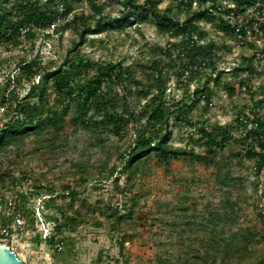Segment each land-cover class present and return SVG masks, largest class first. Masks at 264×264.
Segmentation results:
<instances>
[{
  "label": "rangeland",
  "instance_id": "374dc122",
  "mask_svg": "<svg viewBox=\"0 0 264 264\" xmlns=\"http://www.w3.org/2000/svg\"><path fill=\"white\" fill-rule=\"evenodd\" d=\"M104 1L107 0H97L98 3ZM136 1L140 3L143 0ZM170 1L160 0L159 8L164 9ZM119 2L111 0L104 14L111 18L119 17L123 13ZM73 6L76 8L68 20L72 15L91 13L86 1ZM262 6L264 13V3ZM183 17V12L177 13L178 19ZM223 18L226 19L225 16ZM259 19L264 24V14ZM230 21L233 24L241 22L240 19ZM215 23H218L217 18ZM61 24L59 20L55 26L57 31L36 32L34 39L0 45V103L2 97L10 92L24 94L27 90L25 75L18 70L23 62L34 61L41 63V67L56 69L66 56L74 55L75 52L69 54L67 51L72 41L77 39V30L72 27L63 31ZM198 25L204 31V41L211 39L217 46L214 70L202 67L200 77L180 78L174 69H167L161 89H164L168 103L182 102L188 106L187 98L194 89L201 86L206 77L219 74L218 84L212 81L208 85L213 93L212 105L207 107L204 101H199L188 111V122L196 126L188 123L172 126V144L175 147L202 154L206 144L198 134L201 123L216 130L234 123L237 116L249 113L250 118L255 117L258 109L264 115V37L253 35L241 44L238 38L220 33L210 23L201 20ZM177 41L179 38L160 34L153 21L138 19L124 29L86 35L85 43L76 52L84 60L116 62L128 67L132 80L140 82V88L126 81L121 86L106 85L105 91L113 96L114 111H120L124 101L131 112H136L145 103L139 91H155L151 83L154 74L150 68L152 61L161 58L160 50ZM246 60L253 73L233 75L232 69ZM242 80H246L248 88L240 86ZM229 89H233V93ZM10 115V104L1 106L0 125ZM59 136L56 153L41 150L35 140H31L20 153L15 150L0 157L1 171L13 169L15 175L18 171L25 172L33 182L54 186L59 192L64 191L65 185H70L78 189V197L86 198L89 205L96 200H110L112 207L126 216L114 229L101 216L100 226L90 220L75 230L68 227L69 222L61 220L62 230L56 234L55 244L49 247L47 240L54 235L53 225L46 222L41 213V202L47 197L31 198L28 216L20 218L14 204L9 205V193L1 191L0 228L6 230L10 244L5 240L0 244L8 245L23 264H92L98 257L111 263L153 264L161 248L172 254L181 251L176 239L178 227L185 229V235L200 239L199 233L202 232L199 230L210 214L225 210L229 200L235 207L234 213L229 215L234 228H260L256 209L264 204V170L256 174L253 163L245 158L243 133L240 131L234 132V140L223 152L209 158L210 163L182 158L165 165L152 158L133 179L121 172L123 164L116 155V148L124 150L134 138L133 134L124 139L112 135L94 136L68 124ZM98 139L103 140L102 145ZM77 164L83 166L81 172L72 166ZM226 175L230 178L226 179L227 185H222ZM14 176L7 182L10 187ZM19 179L24 183L21 177ZM115 184L123 190L122 194L115 190ZM131 210H140L141 217L144 216L142 220L129 217ZM17 216L21 224L16 222ZM37 234L40 235L38 242L35 239ZM123 242L124 250L121 251L119 244ZM263 248L264 245L261 246Z\"/></svg>",
  "mask_w": 264,
  "mask_h": 264
},
{
  "label": "trees",
  "instance_id": "16d2710c",
  "mask_svg": "<svg viewBox=\"0 0 264 264\" xmlns=\"http://www.w3.org/2000/svg\"><path fill=\"white\" fill-rule=\"evenodd\" d=\"M83 1L88 3L91 13L72 15L68 20L76 8L73 4ZM110 1L0 0L1 46L14 45L21 39H34L38 31H57L55 26L59 20L62 21L61 30L72 27L77 30V39L72 41L67 51L69 54L75 53L72 57L66 56L58 68L47 69L34 61H25L19 67V72L25 75L27 90L24 94L10 92L1 99L0 107L10 104L11 115L0 125V157L15 150L20 153L31 140H35L41 150L56 153V142L68 124L94 136L112 135L124 139L131 133L134 138L124 150L116 148V155L123 164L121 172L133 179L152 158L158 164L165 165L182 158L191 162L210 163L209 158L223 152L234 140V132L240 131L243 133L245 158L253 163L256 174H260L264 170V115L259 109L255 117L250 118L249 113L237 116L234 123L216 130L201 123L198 134L205 142L206 149L204 153L196 154L172 144V126L183 123L196 126L188 122V111L199 101H204L207 107L212 105L213 93L208 85L212 81L218 84L219 74L206 77L201 86L194 89L187 98L188 106L182 102L168 103L161 84L167 69H174L180 78L200 77L202 67L214 70L217 46L211 39L204 41L205 34L198 22L203 20L210 23L220 33L238 38L244 44V33L241 31L240 37H237L235 28L238 25L251 26L255 10L259 14L263 12V0H171L164 9L159 8L160 0H143L140 3L136 0H120L123 13L117 18L104 14ZM176 11L184 13L183 19L177 18ZM216 18L218 23H215ZM138 19L153 21L160 34L179 38V41L169 43L159 51L161 58L152 61L150 68L154 74L151 83L155 91H139L145 99L144 105L138 111L131 112L123 101V108L114 111V99L105 91L106 85L121 86L128 81L140 88V82L132 80L128 67L116 62L84 60L76 50L85 43L86 35L115 28L124 29ZM231 19H240L241 22L233 24ZM258 24L259 29L264 30L260 19ZM262 53L264 55V48ZM244 62L232 69L233 75L253 73L249 61ZM240 86L249 87L246 80H242ZM229 92L233 93V89H229ZM98 143L102 145L103 140L98 139ZM72 166L82 171L81 164ZM12 170L1 171L0 168V192L9 193L8 202L14 204L20 218L28 216L31 198L47 197L41 202V213L44 220L53 225L54 235L47 240L49 247L55 244L56 234L62 230L61 220L69 222L68 227L75 230L90 220L100 226V216L109 221L113 229L125 219L126 215L114 209L110 200H96L89 205L86 198L78 197V189L70 185H65L64 191L59 192L54 186L33 182L25 172L18 171L15 175ZM11 176L14 178L10 187L7 182ZM19 177L24 183L20 182ZM80 177L83 182L82 175ZM229 178L226 175L221 184L227 185L226 179ZM115 190L121 194L123 192L118 184H115ZM234 208L233 201L229 200L225 210L211 213L199 230L202 232L199 233L202 236L200 239L185 235V229L178 227L176 239L181 251L172 254L159 248L162 251L156 253L153 264H264V248L261 249L264 245V204L256 209L260 228L254 229L233 227L229 215L234 213ZM82 209L85 211L82 212ZM130 212L129 217L135 216L138 221L144 217H141L140 210ZM35 239L38 242L40 235L37 234ZM4 240L10 244L9 237L0 228V241ZM124 244H119L121 251L124 250ZM92 264L120 263H111L98 257ZM123 264L128 263L125 261Z\"/></svg>",
  "mask_w": 264,
  "mask_h": 264
},
{
  "label": "built area",
  "instance_id": "2783aa9c",
  "mask_svg": "<svg viewBox=\"0 0 264 264\" xmlns=\"http://www.w3.org/2000/svg\"><path fill=\"white\" fill-rule=\"evenodd\" d=\"M255 16L252 18L254 21L252 22L251 26H243V25H238L235 28V32L238 34L237 37H240V33L241 31L244 33L245 35V40L248 39L249 37L253 36V35H258V36H263L264 37V30H260L259 29V24H258V20H259V15H263L264 13L262 12L261 14H259V12L257 10H255ZM262 19V18H261ZM9 205H12L11 203H9ZM16 222L18 224H21V219L18 218V216L16 217ZM4 233H6V230H3Z\"/></svg>",
  "mask_w": 264,
  "mask_h": 264
},
{
  "label": "water",
  "instance_id": "95a60500",
  "mask_svg": "<svg viewBox=\"0 0 264 264\" xmlns=\"http://www.w3.org/2000/svg\"><path fill=\"white\" fill-rule=\"evenodd\" d=\"M0 264H23L8 246L0 244Z\"/></svg>",
  "mask_w": 264,
  "mask_h": 264
}]
</instances>
